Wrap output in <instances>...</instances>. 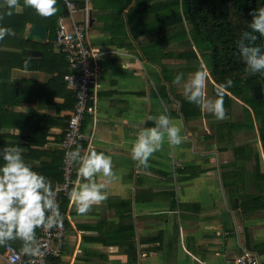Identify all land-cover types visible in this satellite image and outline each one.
Returning <instances> with one entry per match:
<instances>
[{
  "label": "crops",
  "instance_id": "0c3cea01",
  "mask_svg": "<svg viewBox=\"0 0 264 264\" xmlns=\"http://www.w3.org/2000/svg\"><path fill=\"white\" fill-rule=\"evenodd\" d=\"M155 1L160 0H131L119 17L113 0H79V23L86 27L101 83L93 112L83 126L90 140L81 154L91 147L110 155L114 176L107 182V198L88 213L78 214L67 199L65 244L58 264H232L244 252L255 253L264 262L262 149L241 143L244 128L219 130V124L234 120L217 121L214 130L205 132L199 121L213 119V114L203 109V116L184 119L183 88L173 83L174 77L183 73L186 80L197 68L206 73L209 69L200 63V53L193 58L167 56L194 48L190 38L184 43L182 39L166 40L170 34L164 33L179 24L135 37L155 23L154 15L145 11ZM28 48L42 51L32 58L44 55L38 46ZM13 78L31 79L23 87L34 90L37 81L32 79L45 81L48 75L16 69ZM71 92L65 83L53 102L46 99L36 107L52 120L44 136L22 128L1 130L9 132L5 142L28 154L26 162L51 182L60 171L62 117L70 111L58 107ZM30 100L19 108L34 106ZM243 106L241 102L242 113ZM161 112L181 128L184 139L175 146L165 139L148 165H139L132 159V142L141 128L153 126L148 117ZM40 137L45 140L42 144ZM27 143L31 151L21 149ZM255 195L261 201L251 200ZM6 244L22 248L19 239L10 240L0 245V255ZM28 255L24 253V258ZM0 264H6L1 256Z\"/></svg>",
  "mask_w": 264,
  "mask_h": 264
},
{
  "label": "trees",
  "instance_id": "16d2710c",
  "mask_svg": "<svg viewBox=\"0 0 264 264\" xmlns=\"http://www.w3.org/2000/svg\"><path fill=\"white\" fill-rule=\"evenodd\" d=\"M131 0H113V4L120 12ZM79 6V0H76ZM261 6H264V0H160L145 6V11L152 13L154 21L152 25L143 27L135 37L140 34L149 33L157 29L179 24L177 27L166 31L164 35L170 34L167 41L177 39H191L194 48L182 50L181 52H169L167 56L175 54L177 57L193 58L200 53L202 58L209 66V74L214 83L211 85L212 94L215 93L217 83L232 80V85L227 88L223 97L225 110L231 107L236 97H240L243 102V113L240 120H234L226 124H219V130L227 128L232 131L238 128H253L257 125V131L261 149L264 155V93L260 98L253 95V86L264 85V75L256 73L250 74L240 57L237 48V40L244 30H250L247 22L251 21L254 12ZM55 7L57 11L51 16H42L37 14L32 7L25 6L24 0H17L16 7L12 10V15H6V0H0V26L10 27L14 35H6L0 40V149L9 147L5 142L9 134L2 129L22 128L38 132H43L50 117L47 114L40 113L36 107L45 103L47 99L55 97L64 89L66 81L63 75L69 71L68 63L64 55L54 51V37L56 21L58 16L65 13V6L62 0H56ZM117 16L115 13L113 17ZM28 23H39L48 27V41L45 44H36L27 40L24 36L25 28ZM258 45H264V37L256 33ZM39 47L44 55L41 58H32L22 53L27 47ZM19 70H38L47 73L48 78L45 81H37V88L30 89L24 84H31V79L13 78V71ZM20 84H22L20 86ZM25 91V93H24ZM68 99L58 108L73 109L75 97L74 93L68 94ZM31 99V100H30ZM34 101V106L21 107L22 103ZM49 104V103H48ZM69 111V112H70ZM181 112L185 120L203 116L204 112L199 106L190 103L185 98L181 100ZM69 113L62 117L65 120L66 129ZM87 116L83 121V126L87 122ZM63 133V139L65 135ZM11 135V133H10ZM31 141L32 136L26 137ZM43 137L38 142L44 143ZM63 142V140H62ZM84 145V144H83ZM81 145V148L82 146ZM30 149L29 144H24L21 149ZM236 151V149H234ZM31 151V149H30ZM60 171L52 181V186L62 180V158L63 150L60 152ZM23 157L28 154L22 152ZM264 186V172L260 175ZM264 198V196H262ZM255 202L261 201L260 196L255 195L251 199ZM67 198H63L59 206L64 213V207ZM264 202V201H263ZM38 229V234L40 228ZM37 234V235H38ZM57 264H58V260Z\"/></svg>",
  "mask_w": 264,
  "mask_h": 264
},
{
  "label": "clouds",
  "instance_id": "9594fccd",
  "mask_svg": "<svg viewBox=\"0 0 264 264\" xmlns=\"http://www.w3.org/2000/svg\"><path fill=\"white\" fill-rule=\"evenodd\" d=\"M24 4L42 16L57 11L56 0H24ZM16 5L17 0H6L5 14L12 15ZM247 27L250 30L242 31L236 42L240 57L250 74L264 75V45L255 43L256 33L264 37V6L254 12ZM14 34L10 27L0 26V40ZM183 77V73H177L173 83L182 85L185 99L223 120L226 114L223 97L232 80L217 83L216 95L211 97L205 94L208 74L202 68L194 70L186 80ZM148 118L154 121L153 126L141 128L131 146L132 159L144 166L161 149L165 139L173 146L184 139L181 128L167 114L161 112ZM66 155L78 165L77 180L67 195L78 214L88 213L107 198V182L114 176L112 157L91 147L81 154L79 146ZM56 192L50 179L26 162L18 146L0 149V245L19 239L23 253L39 252L36 229H51L63 219Z\"/></svg>",
  "mask_w": 264,
  "mask_h": 264
},
{
  "label": "built area",
  "instance_id": "2783aa9c",
  "mask_svg": "<svg viewBox=\"0 0 264 264\" xmlns=\"http://www.w3.org/2000/svg\"><path fill=\"white\" fill-rule=\"evenodd\" d=\"M65 13L58 16L55 28L54 50L64 55L69 71L63 79L73 90L75 102L69 112V118L62 142V180L53 185L57 190L56 200L59 206L63 198L69 199L70 192L77 180L78 165L66 155L77 146L87 145L90 135L84 131L83 121L93 112L95 94L101 87L98 78L95 54L87 42L86 27L74 19L78 9L76 0H62ZM60 209V208H59ZM61 212V210H60ZM62 222L51 229L40 227L37 235L39 252L24 258V253L11 244H6L0 255L6 264H57L65 244L66 222L64 213ZM232 264H264L253 252H244Z\"/></svg>",
  "mask_w": 264,
  "mask_h": 264
},
{
  "label": "rangeland",
  "instance_id": "374dc122",
  "mask_svg": "<svg viewBox=\"0 0 264 264\" xmlns=\"http://www.w3.org/2000/svg\"><path fill=\"white\" fill-rule=\"evenodd\" d=\"M73 15H74V19L77 22H79L80 20H79V14H77V10L73 13ZM168 30H170V29H168ZM168 36H170V35H168ZM188 40L189 39H183V43L185 41L187 42ZM185 47L186 46H182V48H185ZM200 63H202V65H204L205 67H207L209 69L207 62L203 58L200 60ZM207 74H208V79L206 80L205 94L207 93L208 96H211L212 93L210 94V88H211V84H212V78L209 75L208 71H207ZM260 87H261V93L263 95L264 85L262 84V85H260ZM236 101L237 102L234 103L233 107L230 110L226 111L225 118L223 119L224 121L236 120V119L242 118V108H241L242 100L240 97H236ZM217 121H222V120H217L214 116L213 119L205 118L204 120H200L199 123L200 124L204 123L203 131L211 132V130H214L215 122H217ZM199 128H201V126H199ZM241 131H243V133L245 134V138L242 137L243 139H241L242 140L241 143L245 144L246 142H248L252 145V147L258 148L261 152L260 141L258 139L257 125L255 124V126L253 128H249V129L246 128V129H243ZM262 161H263V158H262Z\"/></svg>",
  "mask_w": 264,
  "mask_h": 264
},
{
  "label": "water",
  "instance_id": "95a60500",
  "mask_svg": "<svg viewBox=\"0 0 264 264\" xmlns=\"http://www.w3.org/2000/svg\"><path fill=\"white\" fill-rule=\"evenodd\" d=\"M93 20L91 13L88 14V23H91ZM25 37L27 40L33 41L38 44H44L48 38V27L39 24V23H30L26 29ZM23 53L28 56H40L42 55V51L39 49H31V48H24ZM253 95L255 98H260L262 96L261 87L260 85L253 86Z\"/></svg>",
  "mask_w": 264,
  "mask_h": 264
},
{
  "label": "bare ground",
  "instance_id": "6f19581e",
  "mask_svg": "<svg viewBox=\"0 0 264 264\" xmlns=\"http://www.w3.org/2000/svg\"><path fill=\"white\" fill-rule=\"evenodd\" d=\"M24 93H25V91H24Z\"/></svg>",
  "mask_w": 264,
  "mask_h": 264
}]
</instances>
